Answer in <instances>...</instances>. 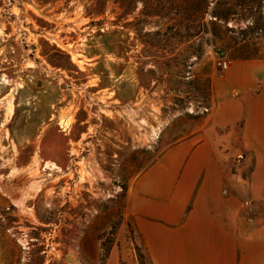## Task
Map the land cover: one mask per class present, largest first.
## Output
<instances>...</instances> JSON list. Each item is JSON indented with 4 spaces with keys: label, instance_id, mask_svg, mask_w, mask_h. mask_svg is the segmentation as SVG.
I'll return each mask as SVG.
<instances>
[{
    "label": "rangeland",
    "instance_id": "374dc122",
    "mask_svg": "<svg viewBox=\"0 0 264 264\" xmlns=\"http://www.w3.org/2000/svg\"><path fill=\"white\" fill-rule=\"evenodd\" d=\"M255 61L264 0H0V264H151L135 182Z\"/></svg>",
    "mask_w": 264,
    "mask_h": 264
},
{
    "label": "crops",
    "instance_id": "0c3cea01",
    "mask_svg": "<svg viewBox=\"0 0 264 264\" xmlns=\"http://www.w3.org/2000/svg\"><path fill=\"white\" fill-rule=\"evenodd\" d=\"M218 87L238 97L135 182L131 209L151 264H264V62L233 66Z\"/></svg>",
    "mask_w": 264,
    "mask_h": 264
},
{
    "label": "built area",
    "instance_id": "2783aa9c",
    "mask_svg": "<svg viewBox=\"0 0 264 264\" xmlns=\"http://www.w3.org/2000/svg\"><path fill=\"white\" fill-rule=\"evenodd\" d=\"M219 65H220L223 69H228V67H229V63H228V62H221V63H219Z\"/></svg>",
    "mask_w": 264,
    "mask_h": 264
}]
</instances>
